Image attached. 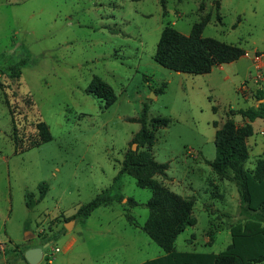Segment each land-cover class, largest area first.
Returning a JSON list of instances; mask_svg holds the SVG:
<instances>
[{"label": "rangeland", "instance_id": "374dc122", "mask_svg": "<svg viewBox=\"0 0 264 264\" xmlns=\"http://www.w3.org/2000/svg\"><path fill=\"white\" fill-rule=\"evenodd\" d=\"M164 6L162 0H0V264H25L6 260L15 246L22 254L43 247L39 264L66 263L75 254L66 253L69 241L80 232V248L98 255L120 245L116 255L126 256L117 238L125 222L119 216L127 213L144 225L152 197L133 177H121V202L100 207L86 224L72 218L112 186L140 132L145 106L154 145L136 144L135 151H149L167 164L168 177L158 180L196 200L197 224L178 237L176 250L219 254L231 244L230 231L218 227L245 219L241 198L235 181L216 175L209 162L216 159L218 127L228 118L244 127L249 121L240 112L264 103V70L253 64L256 52H264V0H164ZM207 17L205 38L240 46L248 56L206 75L178 73L155 62L166 27L189 36ZM23 60L19 78L1 72ZM95 77L115 91L117 101L109 108L89 91ZM158 118L170 122L154 128ZM258 121L248 141L249 169L264 146V119ZM41 122L52 136L44 144ZM128 199L139 205L132 209ZM73 220L77 227L69 231ZM140 232L143 251L136 262L161 250ZM111 259L100 264H113Z\"/></svg>", "mask_w": 264, "mask_h": 264}, {"label": "trees", "instance_id": "16d2710c", "mask_svg": "<svg viewBox=\"0 0 264 264\" xmlns=\"http://www.w3.org/2000/svg\"><path fill=\"white\" fill-rule=\"evenodd\" d=\"M164 6V0H162ZM209 23L205 18L195 24L191 34L186 36L174 27H166L159 39L155 62L160 66L178 73L190 75L210 74L215 67L232 64L247 56V51L237 45L227 44L214 38H205L203 30ZM257 57L264 52H256ZM26 60L2 69L1 72L11 79L19 78ZM89 91L99 99H104L106 108L117 101L113 88L101 78L95 77ZM264 99L261 92L260 100ZM148 108L145 106L139 120L141 129L134 140L139 147L154 145V136L148 129ZM240 115L249 121L244 127H238L235 121L228 118L215 134L216 159L209 162L213 171L221 178H232L241 198V214L244 221L231 226L232 243L219 254L179 253L174 250L175 242L188 227L197 224L193 216L195 199L184 198L166 187L158 177L167 178L168 165L157 162L149 151H134L125 155L122 166L108 191L98 195L88 204L82 206L72 219L88 218L97 208L108 205L112 201L121 202V177L126 174L135 179L137 187L152 191L147 203L149 218L142 230L166 253V256L144 262L142 264H264V153L258 158L255 168L250 170L245 164L250 159L248 139L254 135L252 123L264 119V103L257 108L241 111ZM169 119H153L154 128L167 126ZM41 143H48L52 136L44 122L38 124ZM45 191L40 193L38 201L45 198ZM33 195H26V205L30 209L34 205ZM133 207L138 203L128 199ZM129 222L131 217L127 216ZM212 238V237H211ZM15 246L4 254L6 260L18 262L25 259V252ZM2 261L0 256V262ZM28 263V262H27Z\"/></svg>", "mask_w": 264, "mask_h": 264}, {"label": "crops", "instance_id": "0c3cea01", "mask_svg": "<svg viewBox=\"0 0 264 264\" xmlns=\"http://www.w3.org/2000/svg\"><path fill=\"white\" fill-rule=\"evenodd\" d=\"M248 56V54H247ZM246 57V56H245ZM243 57V58H245ZM256 61H253V64L256 68H262L264 70V56H260V57H256ZM258 120H261V119H258ZM258 120H256L254 123H252V126H253V129H254V133H255V128H254V125L256 123H260ZM222 127V126H221ZM221 127H218V128H221ZM218 130V129H217ZM253 137V136H252ZM250 139V138H249ZM248 139V141H249ZM248 143V142H247ZM258 147V146H257ZM261 152L259 154V157L264 153V146L261 147ZM249 151L250 148H249ZM250 160V159H249ZM258 160V159H257ZM257 162V161H256ZM256 165V164H255ZM255 168V166H254ZM254 168H251L250 170L254 169ZM249 169V168H247ZM213 170V169H212ZM215 173V172H214ZM216 174V173H215ZM217 175V174H216ZM135 201V200H134ZM196 202V201H195ZM138 203V202H137ZM139 205V204H138ZM137 205V206H138ZM110 205H104V206H101V207H109ZM135 206V207H137ZM135 207H133L132 209H134ZM100 208V207H99ZM97 208V209H99ZM96 209V210H97ZM95 210V211H96ZM126 212V209L124 210ZM94 213V211H93ZM93 213L86 219L83 220V222L86 224L87 221H89V219H91ZM214 216V215H213ZM129 217L132 218V222H129L128 219H127V213L125 214H120L119 216V219H123L125 220V222H123L121 228H119L118 232H117V238H119L121 240V244L124 248L127 249V253H126V256H117L116 253L118 252L117 249H120V245H117L115 247H112L111 249H109V251H104L102 252L101 254H94V252H91L89 251L86 247H84V245L82 244V247L80 248L78 245L79 241H82L83 240V237H84V234L82 232L78 233L79 235L77 237H73L70 241H69V244L66 248V253H73V250H74V255H71L70 258L66 261H62V262H59V260H57V264H100V262L106 260L107 258H110L112 257V263L113 264H142L144 262H147V261H150V260H154V259H157V258H161V257H164L166 256V253L164 252V250L162 248H160L161 250H154V253L157 254L156 256L152 257L151 259H146V260H143V261H140V262H136L134 260L138 259L137 256L140 255V253H142V247L140 245V229H142V227L144 225H140L138 223V221H136V218H134V216L130 215ZM245 217V216H244ZM149 218V217H148ZM195 218V217H194ZM196 219V218H195ZM246 219V218H245ZM244 219V220H245ZM148 220V219H147ZM146 220V221H147ZM243 220V221H244ZM75 223H74V227L73 229L77 227V220H73ZM197 221V219H196ZM238 222V221H236ZM235 222V223H236ZM146 223V222H145ZM213 223H215V221L213 220ZM234 224V223H233ZM228 225V227H224L223 224H221V222L219 223V227H218V230H228L230 231L231 233V226L233 225ZM103 227V225H100ZM215 227H217V225H215ZM104 228V227H103ZM104 232L106 233H114L116 234L115 230L113 231V229L108 226L106 228H104ZM180 236V235H179ZM149 237V236H148ZM150 238V237H149ZM151 239V238H150ZM178 239V238H177ZM152 240V239H151ZM210 240H212V238L210 237V239L207 240V243L208 244H211L212 241L210 242ZM153 241V240H152ZM177 241V240H176ZM154 242V241H153ZM155 243V242H154ZM232 243V242H231ZM193 243H191L192 245ZM157 245V244H156ZM175 245H176V242H175ZM228 248V247H227ZM174 250L176 252H179V253H195V254H214V253H198V252H181V251H177L176 248L174 247ZM61 252V250H60ZM112 254V255H111ZM135 256V258L132 259L133 263L131 261L128 262V259L131 258V256ZM25 264H28L27 262H25ZM49 264H55V262H50Z\"/></svg>", "mask_w": 264, "mask_h": 264}, {"label": "water", "instance_id": "95a60500", "mask_svg": "<svg viewBox=\"0 0 264 264\" xmlns=\"http://www.w3.org/2000/svg\"><path fill=\"white\" fill-rule=\"evenodd\" d=\"M137 148L136 144L133 145V150L135 151ZM74 223H67L66 228L67 230H72L74 227ZM25 259L28 264H39L44 258V248L43 247H34L28 249L25 254Z\"/></svg>", "mask_w": 264, "mask_h": 264}, {"label": "built area", "instance_id": "2783aa9c", "mask_svg": "<svg viewBox=\"0 0 264 264\" xmlns=\"http://www.w3.org/2000/svg\"><path fill=\"white\" fill-rule=\"evenodd\" d=\"M256 77L258 79H261V76L260 75H257ZM54 251H55V253H58V252H60V249L59 248H55Z\"/></svg>", "mask_w": 264, "mask_h": 264}]
</instances>
